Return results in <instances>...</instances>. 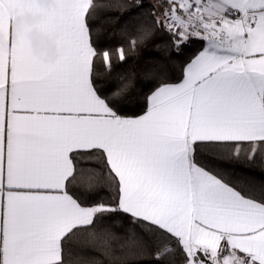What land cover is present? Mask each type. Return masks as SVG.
<instances>
[{
  "label": "snow or ice",
  "instance_id": "obj_1",
  "mask_svg": "<svg viewBox=\"0 0 264 264\" xmlns=\"http://www.w3.org/2000/svg\"><path fill=\"white\" fill-rule=\"evenodd\" d=\"M0 264H264V0H0Z\"/></svg>",
  "mask_w": 264,
  "mask_h": 264
},
{
  "label": "trees",
  "instance_id": "obj_2",
  "mask_svg": "<svg viewBox=\"0 0 264 264\" xmlns=\"http://www.w3.org/2000/svg\"><path fill=\"white\" fill-rule=\"evenodd\" d=\"M150 0H145V7L147 8ZM106 20L105 32L102 36V46L115 50L119 47H124L126 50L129 47V38L135 35V25L138 21L134 20L129 16L127 12H121L120 10H112L103 14ZM163 40H167L166 36L157 34L155 42L159 43ZM201 48V42L194 40L189 47L186 49L187 55L195 53ZM158 55L153 43H149L146 46L141 45L134 53L129 52L128 57L125 62H120L114 59V75L115 74H134L135 82L138 85L137 93L141 90L147 91L144 88L145 76L144 68L145 62L150 56ZM180 75L179 67H173L172 76L175 80ZM140 102L142 103V97H140ZM137 97L132 98V103L130 107L139 112L140 109L137 107ZM199 159L202 162L209 164L210 166H217L222 164V151L220 149L205 147L201 150ZM232 167L237 170H249V166L244 163H233ZM251 171H253L257 176L260 175L259 167L252 166Z\"/></svg>",
  "mask_w": 264,
  "mask_h": 264
},
{
  "label": "crops",
  "instance_id": "obj_3",
  "mask_svg": "<svg viewBox=\"0 0 264 264\" xmlns=\"http://www.w3.org/2000/svg\"><path fill=\"white\" fill-rule=\"evenodd\" d=\"M29 21H23V23H28Z\"/></svg>",
  "mask_w": 264,
  "mask_h": 264
}]
</instances>
